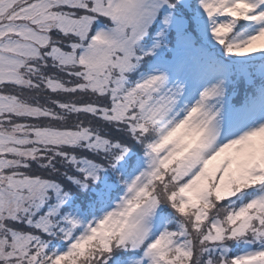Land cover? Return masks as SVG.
Wrapping results in <instances>:
<instances>
[{"label": "snow or ice", "instance_id": "1", "mask_svg": "<svg viewBox=\"0 0 264 264\" xmlns=\"http://www.w3.org/2000/svg\"><path fill=\"white\" fill-rule=\"evenodd\" d=\"M0 264H264V0H0Z\"/></svg>", "mask_w": 264, "mask_h": 264}]
</instances>
